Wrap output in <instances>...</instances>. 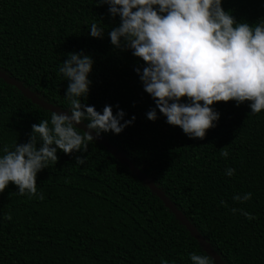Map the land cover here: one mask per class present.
Listing matches in <instances>:
<instances>
[{
  "label": "trees",
  "instance_id": "1",
  "mask_svg": "<svg viewBox=\"0 0 264 264\" xmlns=\"http://www.w3.org/2000/svg\"><path fill=\"white\" fill-rule=\"evenodd\" d=\"M222 8L237 23L264 22V0H222ZM99 21L103 37L93 38L90 26ZM119 24L98 0H0V69L68 111L69 82L59 68L69 53L90 55L92 84L82 103L100 112L106 105L114 113L123 110L124 120L135 117L119 135H101L162 189L226 264H264V110L253 115L250 101L215 102L220 119L204 139L169 125L159 109L149 120L155 103L135 70L145 63L111 43L109 32ZM50 118V111L0 78V149L27 143L32 125ZM81 155L88 162L77 165ZM57 156L37 174L43 201L20 196L12 182L0 193V264H161V258L191 264L190 253L208 255L99 142H90L87 152L58 150ZM227 168L235 174L227 176ZM248 192L249 201L233 200Z\"/></svg>",
  "mask_w": 264,
  "mask_h": 264
},
{
  "label": "clouds",
  "instance_id": "2",
  "mask_svg": "<svg viewBox=\"0 0 264 264\" xmlns=\"http://www.w3.org/2000/svg\"><path fill=\"white\" fill-rule=\"evenodd\" d=\"M98 4H108L109 13L120 17L119 26L109 32L112 45L132 50L145 63L142 71L135 70L155 103L146 113L149 120L158 118L159 109L169 125L179 126L191 139H204L206 130L216 127L220 119L211 107L215 102L235 101L239 106L250 101L253 115L264 110V22L237 23L223 10L222 0H98ZM103 34L101 22H93L90 35L102 38ZM93 64L83 51L68 54L59 68L69 82L65 93L68 111H51L50 121L32 125L27 143L0 149L4 153L0 156V193L12 182L20 196L43 201L37 174L57 163L58 150L66 155L87 152L89 143L102 133L119 135L134 122L135 117L124 120V111L114 113L110 105L100 112L82 103L92 84L88 77ZM183 97L188 102H182ZM85 121L88 131L78 127ZM220 155H229L226 147ZM75 159L77 165L88 162L83 155ZM235 171L227 168L225 174L231 177ZM251 196V192L237 194L233 200L244 203ZM231 211L255 218L244 209ZM5 219L12 217L8 214ZM190 260L191 264H214L210 255L195 252L190 253ZM161 264L169 261L161 258Z\"/></svg>",
  "mask_w": 264,
  "mask_h": 264
},
{
  "label": "water",
  "instance_id": "3",
  "mask_svg": "<svg viewBox=\"0 0 264 264\" xmlns=\"http://www.w3.org/2000/svg\"><path fill=\"white\" fill-rule=\"evenodd\" d=\"M0 78L6 81L7 83L13 85L19 91L23 93L24 96L29 98L34 104L48 110L56 112H67L58 106H54L39 96L32 92L29 88L25 87L15 78L9 76L4 71L0 69ZM84 131H88L86 124L83 122L78 125ZM95 135V133H92ZM102 144L120 163L126 166L130 172H132L140 181H142L163 203L164 205L176 216L177 220L182 223L187 230L190 232L192 237L198 241L202 246L204 251L210 255L215 264H226L220 256L214 251L212 246L203 238V236L194 228L191 222L181 213V211L171 202V200L165 195V193L160 189L148 176H146L138 167H136L120 150H118L112 143H110L104 136H100L97 140Z\"/></svg>",
  "mask_w": 264,
  "mask_h": 264
}]
</instances>
